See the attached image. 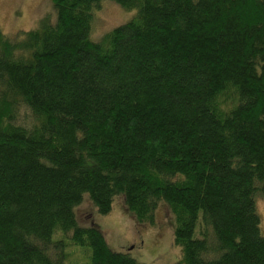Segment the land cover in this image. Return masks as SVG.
Listing matches in <instances>:
<instances>
[{
    "label": "trees",
    "instance_id": "trees-1",
    "mask_svg": "<svg viewBox=\"0 0 264 264\" xmlns=\"http://www.w3.org/2000/svg\"><path fill=\"white\" fill-rule=\"evenodd\" d=\"M102 1L0 28V264H67L61 231L83 264H146L77 222L118 195L169 207L177 264H264V0H113L136 15L96 42Z\"/></svg>",
    "mask_w": 264,
    "mask_h": 264
},
{
    "label": "rangeland",
    "instance_id": "rangeland-1",
    "mask_svg": "<svg viewBox=\"0 0 264 264\" xmlns=\"http://www.w3.org/2000/svg\"><path fill=\"white\" fill-rule=\"evenodd\" d=\"M136 9L123 8L113 0H103L93 10L90 39L100 41L112 28L131 20ZM52 0H0V28L8 35L27 31L38 26L45 16L54 18ZM256 211L260 217V231L264 235V198L256 199ZM79 224L94 222L102 230L112 250L127 252L146 264H177L180 247L173 242L175 220L169 207L161 203L153 213L152 222H139L125 209L122 195L115 197L107 214H100L85 196L74 208ZM55 237L69 243L66 250L67 264H83L90 261V248L71 243L70 234L61 231ZM89 253V254H88Z\"/></svg>",
    "mask_w": 264,
    "mask_h": 264
}]
</instances>
